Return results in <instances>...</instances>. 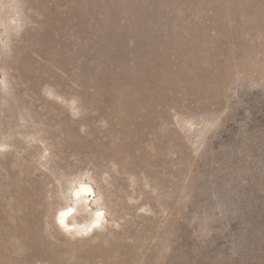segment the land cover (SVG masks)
<instances>
[{
    "label": "rangeland",
    "instance_id": "rangeland-1",
    "mask_svg": "<svg viewBox=\"0 0 264 264\" xmlns=\"http://www.w3.org/2000/svg\"><path fill=\"white\" fill-rule=\"evenodd\" d=\"M0 264H264V0H0Z\"/></svg>",
    "mask_w": 264,
    "mask_h": 264
},
{
    "label": "bare ground",
    "instance_id": "bare-ground-1",
    "mask_svg": "<svg viewBox=\"0 0 264 264\" xmlns=\"http://www.w3.org/2000/svg\"><path fill=\"white\" fill-rule=\"evenodd\" d=\"M79 194V195H77ZM96 197L95 191L94 189L87 185V184H81L74 192H73V199L76 203H79V201L82 200H87V202H91V200H94V198ZM77 210L74 206L66 208V209H62L58 212L57 214V222L59 223L60 220V216L61 213H65L66 215L64 216V222L67 225V229L68 230H72L75 228H79L82 231H85V229L87 231H91L93 229H95L96 227L98 228V226L101 224L102 222V217L103 214L102 212H98L94 215V219L92 220V222L88 225H72L70 224V220L75 216Z\"/></svg>",
    "mask_w": 264,
    "mask_h": 264
},
{
    "label": "clouds",
    "instance_id": "clouds-1",
    "mask_svg": "<svg viewBox=\"0 0 264 264\" xmlns=\"http://www.w3.org/2000/svg\"><path fill=\"white\" fill-rule=\"evenodd\" d=\"M77 195H79V194H77ZM65 215H66L65 213H61L59 223H60V226H61L62 228L67 229V225H66L65 222H64V216H65Z\"/></svg>",
    "mask_w": 264,
    "mask_h": 264
}]
</instances>
